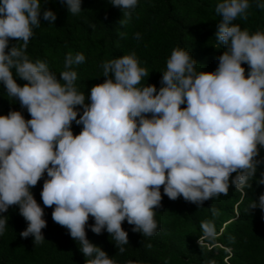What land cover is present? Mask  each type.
Here are the masks:
<instances>
[{"label": "clouds", "instance_id": "obj_1", "mask_svg": "<svg viewBox=\"0 0 264 264\" xmlns=\"http://www.w3.org/2000/svg\"><path fill=\"white\" fill-rule=\"evenodd\" d=\"M63 2L70 14L82 11V0ZM109 2L122 11L121 26L138 5ZM253 2L264 8V0H217L221 19L214 37L224 51L214 71H197L192 54L177 47L159 89L141 86L149 73L135 53L125 54L100 64L105 79L85 95L74 83L82 52L65 55L59 79L46 61L26 54L34 29L43 21L53 24L56 13L42 12V0H0V85L30 116L18 110L0 115V214L18 206L27 222L20 237L41 244L44 208L54 206L52 220L68 230L89 258L86 264H115L90 242L86 227L109 233L121 252L129 243L122 222L153 236L161 186L169 199L199 207L227 195L230 185L243 190L254 179L264 185V172L256 177L264 164L257 159L264 149V31L250 33L235 22L247 17ZM10 40L17 43L9 47ZM73 122L82 126L75 135ZM42 178L43 207L32 192ZM247 207L264 214V193ZM89 217L94 223H87ZM6 224L7 216L0 215V235ZM200 229L203 237L216 235L210 221Z\"/></svg>", "mask_w": 264, "mask_h": 264}, {"label": "trees", "instance_id": "obj_2", "mask_svg": "<svg viewBox=\"0 0 264 264\" xmlns=\"http://www.w3.org/2000/svg\"><path fill=\"white\" fill-rule=\"evenodd\" d=\"M216 2L138 0L130 19L121 26L119 22L123 13L109 0H82V11L77 15L68 12L63 0H42L41 11L50 9L56 13L57 19L53 24L43 21L34 29L26 54L32 60L46 61L59 79L65 55L82 52L85 61L73 66L77 72L74 83L78 91L87 95L93 85L105 79L100 68L102 62L135 53L149 73L142 79L141 86L154 84L159 89L161 72L165 70L173 48H183L191 53L197 61V71L210 72L217 67L216 58L224 49L214 37L221 19L215 13ZM235 22L250 33L257 29L264 31V8H256L253 2L247 17ZM91 25L95 26L94 29ZM15 43L16 40H10L9 47ZM242 66L247 74V64ZM17 83L22 86L26 81L17 78ZM10 110L22 111L25 119L30 118L26 109L7 97L3 85H0V115ZM81 127L73 122L74 135ZM260 158H264V149L260 150L257 159ZM261 172H264V164L258 165L257 178ZM42 183L43 178L32 192L43 207L40 198ZM261 193H264V185H258L254 179L250 187L235 190L230 185L227 195L210 198L198 207L183 198L169 199L161 186V206L156 209L154 217L158 228L153 236L133 232L132 225L122 222L129 237L122 252L106 231L95 234L86 227V236L106 251L115 264H264V214L259 208L250 212L247 207L252 200H258ZM52 207L44 208L46 227L42 232L45 240L38 245L31 236L20 237L19 233L27 227V222L19 214L18 206H10L7 212L0 214L7 216L6 230L0 235V264H86L89 258L79 250L68 230L52 220ZM202 221L214 224L215 237H203ZM87 223L94 221L89 217Z\"/></svg>", "mask_w": 264, "mask_h": 264}]
</instances>
